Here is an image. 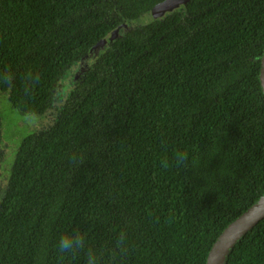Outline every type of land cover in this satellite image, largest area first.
<instances>
[{
	"label": "trees",
	"instance_id": "16d2710c",
	"mask_svg": "<svg viewBox=\"0 0 264 264\" xmlns=\"http://www.w3.org/2000/svg\"><path fill=\"white\" fill-rule=\"evenodd\" d=\"M162 1L0 0V72L15 76L0 101L37 121L13 148L0 113V264H86L58 251L71 230L100 264H206L264 195V0H190L118 35L62 91L99 40ZM227 264H264V219Z\"/></svg>",
	"mask_w": 264,
	"mask_h": 264
},
{
	"label": "water",
	"instance_id": "95a60500",
	"mask_svg": "<svg viewBox=\"0 0 264 264\" xmlns=\"http://www.w3.org/2000/svg\"><path fill=\"white\" fill-rule=\"evenodd\" d=\"M188 1L190 0H164L134 19L130 24H121L111 34L99 40L85 55L84 59L77 63L75 68L67 74L62 81V84H64L62 91L67 96L74 80L71 79L65 83V79H69L71 76L78 78L80 75L85 74L89 68L90 61L104 53L110 42L114 41L118 35L130 29L149 24L152 21L164 20L175 11H181L185 8ZM260 81L264 92V52L261 58ZM262 219H264V195L224 229L209 251L206 264H227V259L235 245Z\"/></svg>",
	"mask_w": 264,
	"mask_h": 264
},
{
	"label": "clouds",
	"instance_id": "9594fccd",
	"mask_svg": "<svg viewBox=\"0 0 264 264\" xmlns=\"http://www.w3.org/2000/svg\"><path fill=\"white\" fill-rule=\"evenodd\" d=\"M37 77H34L31 72L24 74V90L29 91L31 85L35 83ZM0 83L12 86L15 83V76L10 71L0 72ZM177 168L186 167L188 163V154L185 152H177L174 156L173 162ZM161 166L168 168L170 162L165 158L162 160ZM117 247L113 249V253H123L125 250V235L120 233L117 241ZM57 248L61 254H75L80 251H85L86 255V264H100V257L97 252L88 247L86 248V239L85 235L79 230H71L62 234L59 237Z\"/></svg>",
	"mask_w": 264,
	"mask_h": 264
},
{
	"label": "rangeland",
	"instance_id": "374dc122",
	"mask_svg": "<svg viewBox=\"0 0 264 264\" xmlns=\"http://www.w3.org/2000/svg\"><path fill=\"white\" fill-rule=\"evenodd\" d=\"M71 78V77H70ZM69 79H65V83ZM64 84H62V88ZM0 113L3 120L2 132L4 137H7L10 141L14 142V147L17 148V144L21 138L31 132V129L37 127V121L33 116L22 117L16 108H14L8 98H3L0 101ZM50 118H45L44 121L48 122ZM13 159V158H12ZM11 158H7L12 161ZM6 176H3L0 171V186L6 184ZM2 190H0L1 193Z\"/></svg>",
	"mask_w": 264,
	"mask_h": 264
}]
</instances>
